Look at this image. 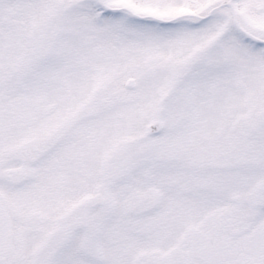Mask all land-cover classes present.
Here are the masks:
<instances>
[{"label":"rangeland","instance_id":"obj_1","mask_svg":"<svg viewBox=\"0 0 264 264\" xmlns=\"http://www.w3.org/2000/svg\"><path fill=\"white\" fill-rule=\"evenodd\" d=\"M228 1L0 0L4 98L39 109L37 128L5 141L38 146L22 196L39 194L41 211L85 212L88 233L99 215L124 246L158 240L146 228L184 230L207 195H264V0H232L234 12ZM157 118L165 129L147 136ZM238 170L243 190L221 191ZM95 191L107 199L85 207Z\"/></svg>","mask_w":264,"mask_h":264},{"label":"flooded vegetation","instance_id":"obj_2","mask_svg":"<svg viewBox=\"0 0 264 264\" xmlns=\"http://www.w3.org/2000/svg\"><path fill=\"white\" fill-rule=\"evenodd\" d=\"M99 1L100 6L109 8ZM234 25L238 30L241 28ZM3 91L0 86V264H117L118 261H124L121 264H264V195L250 199L240 194L207 195L203 202L204 214L196 212V204L193 205L190 210L193 224L184 230L179 226L146 228L158 231L155 233L159 235L158 240L147 241L137 236L124 246L114 242L115 236L112 238L116 230L114 223L102 229L99 215L95 218L93 232H86L85 207H102L107 196L101 192L95 191L82 198L85 207L82 206L84 213L80 216L39 210V194H21V178L30 175L33 179L37 172V144L30 143L27 151L21 147H6L5 142L17 137L23 128L30 129L33 123L37 128V102L25 104L17 97L5 99ZM53 106L48 105V109ZM147 124L143 125L145 130ZM146 134L155 135L148 131ZM27 159H31V166H21ZM213 171L206 175L207 189L213 182L210 177ZM240 175L244 173L238 170L237 179L233 178L231 184L230 180L224 182L219 186L221 191L231 186L238 190L242 185L238 184ZM66 182H69L67 177ZM56 198V201L61 200L60 196ZM152 203L157 204L156 199ZM26 208L32 210H23ZM103 232L110 235L108 244H102Z\"/></svg>","mask_w":264,"mask_h":264},{"label":"water","instance_id":"obj_3","mask_svg":"<svg viewBox=\"0 0 264 264\" xmlns=\"http://www.w3.org/2000/svg\"><path fill=\"white\" fill-rule=\"evenodd\" d=\"M227 4L229 5L231 12H234L233 3H231V1L230 2L228 1ZM124 85L127 87H134L135 84L133 78H127ZM168 95H169L168 93L165 94L163 98H167ZM162 128H163V122L161 120H157L147 125V131L149 133L159 132L162 130ZM94 198L95 197H93L92 199Z\"/></svg>","mask_w":264,"mask_h":264}]
</instances>
